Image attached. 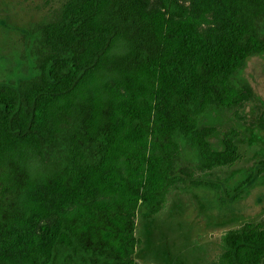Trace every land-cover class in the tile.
<instances>
[{"label":"trees","instance_id":"obj_1","mask_svg":"<svg viewBox=\"0 0 264 264\" xmlns=\"http://www.w3.org/2000/svg\"><path fill=\"white\" fill-rule=\"evenodd\" d=\"M43 4L34 73L0 83V264H141L140 207L156 214L187 181L226 201L200 173L240 159V130L224 129L215 148L209 111L264 129L263 104L240 76L264 52V0H226V22L208 36L173 0ZM183 143L195 163L182 162ZM220 247L207 264H264V218L225 230Z\"/></svg>","mask_w":264,"mask_h":264},{"label":"rangeland","instance_id":"obj_2","mask_svg":"<svg viewBox=\"0 0 264 264\" xmlns=\"http://www.w3.org/2000/svg\"><path fill=\"white\" fill-rule=\"evenodd\" d=\"M149 1L163 6L162 0ZM173 3L182 6L184 15L203 36L220 31L227 19L226 0H173ZM50 9L43 0H0V83L18 81L34 73L31 28L48 19ZM240 76L252 85L256 103L264 107V52L250 57ZM243 112L247 119L254 118L255 103H248ZM203 122L216 126L209 137L215 148L222 146L224 129L234 126L240 130L239 163L200 173V178L221 183L226 201L221 202L219 192L187 181L171 189L164 207L156 214L148 215L140 207L136 234L141 242L135 256L142 264H207L220 253V236L225 229L264 215V174L255 172L251 186L237 199L233 198L235 192L230 195L225 192L226 187L241 182L250 173L248 168L253 161L264 155V129L237 121L227 110H210ZM182 153L184 164L195 163L194 149L183 143ZM7 244L17 249L19 235L15 234Z\"/></svg>","mask_w":264,"mask_h":264},{"label":"flooded vegetation","instance_id":"obj_3","mask_svg":"<svg viewBox=\"0 0 264 264\" xmlns=\"http://www.w3.org/2000/svg\"><path fill=\"white\" fill-rule=\"evenodd\" d=\"M251 141V140H250ZM262 155V154H261ZM259 156V157H257L254 161H253V163L249 166V171H251V169L253 168V167H255L253 164L254 163H257L258 164V166H256L255 167V172L256 173H258V174H264V164L263 163H261V162H264V155H262V156ZM242 158V155H241V157H240V159ZM240 159H238L236 162H234L232 165H230V166H234V165H236L237 163H239V161H240ZM244 179V178H243ZM240 183V181L239 182H237V183H235L233 186H229V187H226L228 190H231L232 192H235V193H237L239 190H240V188H237V186H238V184ZM248 185H250L249 183H248ZM251 186V185H250ZM245 188H247V186H245ZM248 189V188H247ZM244 192H246V189H245V191ZM243 194H241V195H239V196H237L236 197V199L238 198V197H240V196H242ZM146 214H148V215H152V214H149V213H147L146 212ZM264 218V215L263 216H260L259 218H257V219H254V220H249V221H253V222H257V221H259V220H261V219H263ZM246 222H248V220H245V221H242V222H240L238 225H236V226H230V227H228L227 229H229V228H232V227H241L244 223H246ZM227 229H225V230H227ZM224 230V231H225ZM223 231V232H224ZM223 232H222V234H223ZM221 234V235H222ZM221 237V236H220ZM140 242H141V240H140ZM139 242V243H140ZM138 250H137V248H136V252L135 253H138L137 252ZM137 259V258H136ZM138 260V259H137ZM148 260H151V259H148Z\"/></svg>","mask_w":264,"mask_h":264},{"label":"water","instance_id":"obj_4","mask_svg":"<svg viewBox=\"0 0 264 264\" xmlns=\"http://www.w3.org/2000/svg\"><path fill=\"white\" fill-rule=\"evenodd\" d=\"M141 263V262H140ZM142 264V263H141Z\"/></svg>","mask_w":264,"mask_h":264}]
</instances>
